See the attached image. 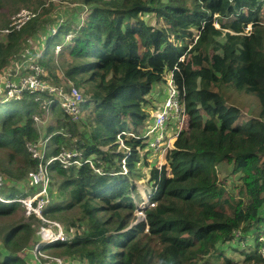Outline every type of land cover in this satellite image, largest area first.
Returning a JSON list of instances; mask_svg holds the SVG:
<instances>
[{"label": "trees", "instance_id": "trees-1", "mask_svg": "<svg viewBox=\"0 0 264 264\" xmlns=\"http://www.w3.org/2000/svg\"><path fill=\"white\" fill-rule=\"evenodd\" d=\"M82 2L89 6L86 15L79 23L56 26L54 33L50 28L37 63L50 69L49 56L62 44L64 77L82 90L85 132L76 130L61 106L51 105L52 112L57 128L76 135L75 148L84 157L93 155L100 173L87 164L49 166L50 175L61 179L63 199L43 216L76 231L68 242L39 248L75 264H237L219 248L247 246V233L264 223V1ZM146 15L156 25L146 22ZM28 23L8 33L6 43L0 41V73ZM67 34L71 38L65 40ZM169 72L184 91L188 122L167 161L151 169L154 204L145 206L144 221L133 223L138 207L131 196L138 193L132 178L148 151L145 139L124 133L144 132L151 119V91ZM228 87L257 97V118L237 122L239 108L221 92ZM37 112L39 103L26 91L19 99L5 94L0 101V153L5 154L0 176L14 185L26 181L38 164L26 148L40 137L32 121ZM119 138L128 151L119 148ZM63 140L62 134L52 135L54 147L47 156L57 154ZM223 162L238 175L232 189L219 176L217 165ZM27 194L0 186V198L9 200L0 199V218L24 212L17 199ZM31 219L40 223L33 214H22L17 222L0 225V264H30L23 253L35 236ZM241 254L240 264H264L253 249Z\"/></svg>", "mask_w": 264, "mask_h": 264}, {"label": "rangeland", "instance_id": "rangeland-1", "mask_svg": "<svg viewBox=\"0 0 264 264\" xmlns=\"http://www.w3.org/2000/svg\"><path fill=\"white\" fill-rule=\"evenodd\" d=\"M89 6L85 5L82 0H6L0 6V41L6 43V34H4L3 30L5 27H8L11 22V17L20 10H29L32 12H37L38 15L36 18L30 20V22L25 27V33L19 41L18 46L15 50L12 51L10 55V60L6 66V68L0 73V101L3 98V87L5 83V79H10L14 84H18L20 78L24 75H27L28 71L26 65L30 61H37V57L43 52L45 47L44 38L48 36V32L50 28H55L60 24H65L67 22L79 23L81 19L86 15ZM146 22L151 25L154 24V18L152 16H145ZM215 26L218 25L215 23ZM222 41V40H220ZM57 44V43H56ZM190 47V46H189ZM62 48L56 53V47L54 49V54H50V62L49 65H52L50 69L44 67L45 72L49 75L50 78L54 75L55 78L53 81L48 79L51 83L59 86H65L69 82L64 77L63 67L65 63V54L60 55V51ZM183 57V56H182ZM46 76V75H45ZM229 88V87H228ZM80 91L81 88H79ZM221 92L223 93L226 101L229 104L235 105L239 108L240 116L237 119V122L246 123L248 120L252 118H257L259 114V102L257 97L251 94H245L239 90H235L232 88L225 89L222 88ZM165 96V83L157 84L153 87L150 97L153 100V106L148 109L150 115H152L156 109L161 105ZM10 99V98H9ZM14 99V98H13ZM54 107V106H53ZM55 110H60V105L57 104L55 106ZM39 115L42 118V123L37 124L33 120V115ZM32 115V121L35 129L38 131L39 135L44 134H62L64 140L62 143V148H75L74 142L76 141V135H72L71 131L67 129V127L57 128L56 116L52 112V108L49 114L44 115L40 110L37 113ZM204 114V112H202ZM84 115V114H83ZM82 115V118H83ZM177 123V118H171L168 121V137H172L175 133V125ZM76 130L81 133L85 132L84 126L81 124V120L75 123ZM49 127L53 128L52 132L48 133ZM65 133H69L70 136H64ZM171 142V141H170ZM173 142V141H172ZM31 143V142H29ZM54 145L50 143L49 149H52ZM119 148H125L119 142ZM172 146L167 147L164 151H158L156 153L145 154L144 159H142L141 165L138 166L137 177L132 178V182L136 185V191L138 195L133 194L131 197L136 199V204L138 209L134 211L133 223L142 222L145 220L144 217V209L145 206H152L154 203H151L149 193H151L154 188V181L150 180V171L152 168H160L166 160V155L169 153ZM5 154L0 153V162L4 163ZM19 160V157L17 158ZM18 163V161H17ZM219 176L222 180L225 181V185L227 188L232 189L233 185L238 183V175H234L232 173V166L226 162L220 163L217 165ZM53 174V173H52ZM54 175V174H53ZM51 178V204L55 202H60L63 199V194L58 189L59 184L61 183V179L59 177H55L50 175ZM19 185H14L13 183L3 180L1 187L3 189H9V187L16 186L18 189H21L23 192H30V186L27 184V181L18 182ZM27 194V195H29ZM24 209V208H23ZM25 214V212H21V210L12 217L8 218H0V225L5 224L9 226L12 223L18 221L19 216ZM51 220H56L60 222L62 225V231L65 235H69L73 237L76 229L71 227L67 232V226L62 222L54 218H49ZM32 224L35 226V236L31 244L27 247V249H33V247L39 242V240H45L48 237L53 236L54 228L48 227L47 225H43L40 221L30 220ZM256 229L251 230L247 233L246 237V245H241V243H234L233 245H224L223 251L226 253L227 257L234 263L240 264L242 261V254L245 252H252L253 244H254V234ZM57 241H51L43 245L53 244ZM249 245V246H248ZM234 247L237 250H234ZM0 250H2L0 246ZM254 250V249H253ZM3 251V250H2ZM255 253V251H254ZM23 257L30 264H54L52 262V258L60 257L65 261L64 264H75L76 261L70 259L64 255L60 256L55 251L41 250L32 251L25 250L23 253Z\"/></svg>", "mask_w": 264, "mask_h": 264}, {"label": "built area", "instance_id": "built-area-1", "mask_svg": "<svg viewBox=\"0 0 264 264\" xmlns=\"http://www.w3.org/2000/svg\"><path fill=\"white\" fill-rule=\"evenodd\" d=\"M264 1V0H262ZM37 12L29 10H20L11 17V22L8 27L3 30L4 34H8L15 30H20L26 23L33 18H36ZM249 30V26L247 30ZM55 29H51V33H54ZM198 33V32H197ZM197 36V34H196ZM71 38V34L65 35V40ZM196 38V37H195ZM56 53L61 49L62 44H57ZM182 57V56H181ZM27 75L20 78L18 84H14L10 79H5L3 90L9 98L19 99L23 91L30 94H34V100L39 103V110L47 115L51 111V105L55 106L59 104L65 111L69 120L72 122H79L82 119L83 111L81 103L83 101L82 92L72 82H69L65 86H59L47 81L43 78L46 75L43 66L39 65L37 61H30L27 65ZM165 83V96L161 105L156 111L150 115L151 119L146 126L142 134L135 135L133 132H125L126 136H133L136 138L141 137L146 141L147 151H164L167 147L172 146L173 142L180 130L186 128L188 115L185 113L184 107V91L180 90L173 81V74L167 73L164 77ZM55 103L52 104L51 100ZM171 118H177L175 125V133L172 137H168L167 124ZM33 120L37 124L42 123V118L39 115L34 114ZM70 136L69 133H65L64 136ZM50 134L41 135L35 143H26V148L31 157L38 160L37 167L34 170H30L27 173V184L32 188V194L17 199L24 208L25 215L33 214L39 218L43 225L53 227L54 232L52 237H48L45 240H39V242L33 247L34 252H40V246L42 244L51 241H64L71 240L69 235H65L62 231V225L56 220L47 219L43 216L44 210L51 205V178L49 166L58 162L63 168L71 166L79 167L80 165L87 164L95 173H100V169L94 165L93 155L84 157L82 151L77 148H62L57 154H51L47 156L50 146ZM171 141V142H170ZM173 141V142H172ZM119 142L125 148L123 141L119 138ZM75 147V146H74ZM124 162V160H122ZM125 170L124 164L122 165ZM3 183V179L0 176V186ZM2 201H9L0 198ZM240 233H236V238ZM253 249L257 255L264 259V223L260 224L254 234ZM54 264H64L63 258H52Z\"/></svg>", "mask_w": 264, "mask_h": 264}, {"label": "crops", "instance_id": "crops-1", "mask_svg": "<svg viewBox=\"0 0 264 264\" xmlns=\"http://www.w3.org/2000/svg\"><path fill=\"white\" fill-rule=\"evenodd\" d=\"M187 120V122H188V119H186ZM149 153H156V152H158V151H156V152H154V151H148Z\"/></svg>", "mask_w": 264, "mask_h": 264}]
</instances>
